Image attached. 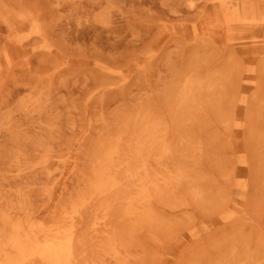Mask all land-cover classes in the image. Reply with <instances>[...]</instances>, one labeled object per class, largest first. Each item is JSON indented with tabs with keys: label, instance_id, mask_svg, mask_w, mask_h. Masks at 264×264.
<instances>
[{
	"label": "rangeland",
	"instance_id": "rangeland-1",
	"mask_svg": "<svg viewBox=\"0 0 264 264\" xmlns=\"http://www.w3.org/2000/svg\"><path fill=\"white\" fill-rule=\"evenodd\" d=\"M260 5L0 0V264H264Z\"/></svg>",
	"mask_w": 264,
	"mask_h": 264
},
{
	"label": "bare ground",
	"instance_id": "bare-ground-1",
	"mask_svg": "<svg viewBox=\"0 0 264 264\" xmlns=\"http://www.w3.org/2000/svg\"><path fill=\"white\" fill-rule=\"evenodd\" d=\"M204 6H205V5H201V8H202V7L204 8ZM30 9H31V8H30ZM257 10L263 12V10H264V6H261V5L258 6V7H257ZM201 11H202V9L200 10V12H201ZM252 11L254 12V10H252ZM198 12H199V11H198ZM220 13H221V11H217V12H216L217 17L220 16ZM198 14H200V13H198ZM198 16H199V15H198ZM40 17H41V16H40ZM214 18H215V17H214ZM201 19H202V18H201ZM201 19H200V20H201ZM210 19H211V18H210ZM217 19H218V18H217ZM221 21H222V20L220 19L219 22H221ZM207 22H208V21H207ZM207 22H206V24H207L208 26H210V24L212 23V21H211V23H207ZM209 22H210V20H209ZM219 22H218V23H219ZM200 23H201V22H200ZM202 23H204V21H203ZM202 23H201V27H202V25H203ZM215 23H216V22H215ZM223 23H224V22H221V23H219V24H220L219 26L211 27V26H213V24H214V22H213V24L210 26V28H206L204 31H202V33H203L204 35H206L209 39L217 38L218 36H221L222 29L224 28ZM215 25H216V24H215ZM19 29H20V28H19ZM1 33H2V32H1ZM208 38H206V41H207V42H210V41H208ZM202 39H203V38H202ZM204 39H205V38H204ZM207 42H205V43H207ZM211 42H212V41H211ZM203 43H204V42H203ZM207 44H209V43H207ZM199 45H200V44H199ZM199 45L196 44V46H193L194 49H195V51H197L196 53H199L200 51H202V49H204V48H201V46H199ZM209 45H210L211 48H210V47H206V49H212L213 44L210 43ZM211 45H212V46H211ZM9 46L12 47V45H9ZM207 46H208V45H207ZM214 47H215V46H214ZM215 48H216V47H215ZM191 49H192V48H191ZM194 49H192V50H194ZM197 55H198V54H197ZM43 60H44V59H43ZM193 61H194V60H193ZM40 62H41V61H40ZM28 64H29V63H28ZM23 65H24V64H23ZM25 67H26V66H25ZM35 68H36V67H35ZM31 71H32V70H31ZM29 74H30V73H29ZM173 74H174V73H173ZM170 75H171V74H170ZM174 75L176 76V74H174ZM172 76H173V75H172ZM179 76H180V75H179ZM179 76H178V77H179ZM183 76H184V75H183ZM180 77H181V76H180ZM188 77H190V76H187V78H188ZM172 78H173V77H172ZM3 80H4V79H3ZM188 80H189V81H188ZM188 80L186 79V81H184V82H185V85H186V86H187L188 84L192 85V84H191L192 82H190L191 80H190L189 78H188ZM194 80H196V79H194ZM38 81H39V80H38ZM187 81H188V82H187ZM189 82H190V83H189ZM199 82H200V81H199ZM33 83H34V82H33ZM203 83H204V82H203ZM29 85H30V84H29ZM185 85H184V86H185ZM211 85H212V84H211ZM36 86H37V85H36ZM202 86H203V84H202ZM29 87H30V86H29ZM29 87H27V88H29ZM31 87H32V85H31ZM203 87H204V86H203ZM203 87H202V88H203ZM209 87H211V86L209 85ZM37 88H38V87H37ZM187 88H188V86H187ZM189 88H190V87H189ZM199 88H200V87H199ZM194 89H195V88H194ZM29 90H30V89H29ZM33 90L35 91L36 89H33ZM184 90H185V88H184ZM187 90H189V89H187ZM192 90H193V89H192ZM195 90H196V89H195ZM195 90H194V91H195ZM197 90H198V88H197ZM24 91H25V90H24ZM187 92H189V91H187ZM32 93H34V92H32ZM195 93H196V92H195ZM202 96H203V95H202ZM95 99H97V98H95ZM201 99H202V98H201ZM197 101H198V100H197ZM207 101H208V100H207ZM198 103H199V102H198ZM209 104H210V103H209ZM190 105H191V104H190ZM47 106H48V105H47ZM191 106H192V105H191ZM193 106H194V105H193ZM189 109H190V108H189ZM194 110H195V109H194ZM45 112H46V111H45ZM48 113H49V112H48ZM49 114H51V113H49ZM185 125H186V124H185ZM48 130H49V129H48ZM172 131H173V130H172ZM176 131H177V130H176ZM183 132H184V131H183ZM255 132H257V131H255ZM255 132H254V133H255ZM257 133H258V132H257ZM262 133H263V132H262ZM263 134H264V133H263ZM255 135H256V134H255ZM46 136H47V134H46ZM178 137H179V136H178ZM54 138H55V137H54ZM45 139H46V138H45ZM261 139H262V138H261ZM49 140H50V139H49ZM178 140H179V139H178ZM178 140H177V141H178ZM183 140H184V139H183ZM183 140H182V141H183ZM254 140H255V139H254ZM41 141H42V140H41ZM180 141H181V140H180ZM180 141H179V142H180ZM187 141H188V140H187ZM263 141H264V137H263ZM185 142H186V141H185ZM192 142H193V141H192ZM195 142H196V143H199V142H197V140H196ZM51 143H52V142H51ZM182 143H183V142H182ZM182 143H181V146H182ZM186 143H187V142H186ZM193 143H194V142H193ZM196 143H195V145H191L192 143H190L191 146H190V145H189V146L187 145L185 148L187 149L188 147L191 148L192 146H194V151L199 153V154H195V155H199V156H200V159H201V155H200V154H202V153H200V152H202V151L204 152V150L201 151V150H200V149H201L200 147H202V146H201L200 144L197 145ZM200 143H201V142H200ZM188 144H189V143H188ZM183 145H184V143H183ZM184 146H185V145H184ZM184 146H183V147H184ZM257 146H258V145H257ZM260 146H261V145H260ZM262 146H263V144H262ZM262 148H263V147H262ZM258 149H259V148H258ZM112 151H113V150H112ZM194 151H192V153H193ZM262 151H264V150H262ZM115 152H116V151H115ZM115 152H114V153H115ZM181 155H182V154H181ZM191 156L193 157V154H192ZM191 156H190V157H191ZM184 157H185V156H183V158H184ZM190 157H189V158H190ZM194 157L197 158V159L199 158L198 156H197V157L194 156ZM183 158H182V159H183ZM258 158H259V157H258ZM186 159H187V158H186ZM197 159H196V160H197ZM200 159H198V160H200ZM261 159H262V158H261ZM191 160H192V158H191ZM191 160H190V161H191ZM193 160H194V159H193ZM193 160H192V161H193ZM196 160H195V161H196ZM184 161H185V160H184ZM193 162H194V161H193ZM196 162H197V161H196ZM194 163H195V162H194ZM8 164H9V163H8ZM183 165H184V164H183ZM193 165H194V164H193ZM262 165H264V164H262ZM107 166H108V165H107ZM107 166H106V167H107ZM181 166H182V165H181ZM146 167H147V166H146ZM182 167H183V166H182ZM192 169H193V168H192ZM192 169H189V170H192ZM181 170H182V169H181ZM189 170H187V167H186V171H189ZM131 171H132V170H131ZM184 172H185V171H184ZM188 173H190V172H188ZM188 175H189V174H188ZM190 175H191V174H190ZM190 175H189V176H190ZM114 181H115V180H114ZM143 182H144V181H143ZM113 184H116V182L113 183ZM112 186H113V185H112ZM116 186H117V185H116ZM116 186H115V187H116ZM142 186H143V185H142ZM117 188H118V187H117ZM142 188H143V187H142ZM143 189H144V188H143ZM146 189H147V188H146ZM137 190H139V189H137ZM140 193H141V192H140ZM145 193H147V192H145ZM135 194H136V193H133V195H135ZM141 194H142V193H141ZM136 195L138 196V194H136ZM138 197H139V196H138ZM138 197H136V198L138 199ZM143 197H144V196L142 195V199H143ZM134 200H135V198H134ZM134 200H131V201H134ZM138 200H139V199H138ZM140 200H141V196H140ZM136 202H137V201H136ZM140 204H142V203H140ZM127 208H128V207H127ZM136 212H138V211H136ZM134 214H135V213H134ZM136 214H138V213H136ZM136 216H137V215H135V219H134V220H136V221L139 220V221H140V218H141V217H140L139 219H137L139 216H138L137 218H136ZM142 217H143V216H142ZM136 221H135V222H136ZM13 223H14V222H13ZM18 223H19V222H18ZM10 224H11V223H10ZM9 226H10V225H9ZM54 230H55V229H54ZM36 237H37V236H36ZM36 237H34V238H36ZM47 238H48V237H47ZM54 238H55V237H54ZM74 238H75V237H74ZM23 239H25V238H23ZM21 240H22V239H21ZM34 240H36V239H34ZM46 242H48V241H46ZM42 243H43V242H42ZM42 243H41V244H42ZM41 244H40V245H41ZM43 245H44V244H43ZM45 245H46V244H45ZM53 245H54V244H53ZM59 247H60V246H59ZM39 248H40V247H39ZM54 248H55V246H54ZM50 250H51V249H50ZM58 251H59V250H58ZM58 251H57V252H58ZM40 254H41V253H40ZM5 255H6V254H5ZM60 255H61V254H60ZM56 256H57V255H56ZM58 257H59V256H58ZM61 257H62V256H61ZM61 257H60V258H61ZM1 260H2V259H1ZM58 260H59V259H58ZM64 260H65V259H64ZM6 261H7V260H6ZM78 263H79V262H78Z\"/></svg>",
	"mask_w": 264,
	"mask_h": 264
}]
</instances>
